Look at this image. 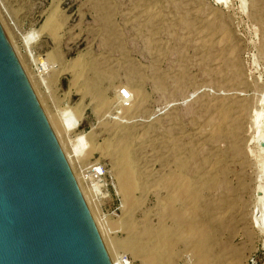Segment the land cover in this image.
<instances>
[{
    "label": "rangeland",
    "instance_id": "obj_1",
    "mask_svg": "<svg viewBox=\"0 0 264 264\" xmlns=\"http://www.w3.org/2000/svg\"><path fill=\"white\" fill-rule=\"evenodd\" d=\"M0 22L109 254L264 264V0H0Z\"/></svg>",
    "mask_w": 264,
    "mask_h": 264
},
{
    "label": "water",
    "instance_id": "obj_2",
    "mask_svg": "<svg viewBox=\"0 0 264 264\" xmlns=\"http://www.w3.org/2000/svg\"><path fill=\"white\" fill-rule=\"evenodd\" d=\"M0 264H114L1 22Z\"/></svg>",
    "mask_w": 264,
    "mask_h": 264
},
{
    "label": "built area",
    "instance_id": "obj_3",
    "mask_svg": "<svg viewBox=\"0 0 264 264\" xmlns=\"http://www.w3.org/2000/svg\"><path fill=\"white\" fill-rule=\"evenodd\" d=\"M38 65V64H37ZM37 71H40L39 69H38V66H37ZM100 171H101V168L99 169V167L97 168L95 165L93 166V167H91V169H90V171H88L87 173H89L90 174V176H91V182L92 181H95V179H98V175H101V173H100ZM81 177H82V179H84L85 181H86V179H87V176H85V175H81ZM95 185H96V183L95 184H93V183H91V188H93L92 190H94L95 189ZM119 260H120V264H137L135 261H133V260H131L129 257H127V256H121L120 258H119ZM114 264H116V263H114ZM179 264H190V263H187V262H181V263H179ZM251 264H255V262L254 261H251Z\"/></svg>",
    "mask_w": 264,
    "mask_h": 264
},
{
    "label": "bare ground",
    "instance_id": "obj_4",
    "mask_svg": "<svg viewBox=\"0 0 264 264\" xmlns=\"http://www.w3.org/2000/svg\"><path fill=\"white\" fill-rule=\"evenodd\" d=\"M14 48V47H13ZM20 61V60H19ZM23 65V64H22ZM29 77H31V76H29ZM29 79V81H30V83L32 82V80L30 79V78H28ZM32 85V84H31ZM40 98V97H39ZM49 116V115H48ZM257 119V118H256ZM256 124H257V122H256ZM263 131V130H262ZM55 132V131H54ZM59 138H61V137H59ZM62 141V140H61ZM126 157H124V159H125ZM68 161V160H67ZM124 162V161H123ZM69 163V162H68ZM73 172V171H72ZM128 173V172H127ZM74 174V173H73ZM129 174H127V176L125 175L124 176V178H123V186H124V188H125V190L126 191H128V192H130L131 190H132V187H131V182H130V184H129V177H131V176H128ZM75 176V175H74ZM128 177V178H127ZM76 178V181H77V184H78V186H79V188H80V190H81V193H82V195H83V197H84V199H85V202L87 203V205H88V207H90L89 206V200H88V198H87V195L85 194V192L83 191V189L81 188V183L79 182V178L76 176L75 177ZM124 194V193H123ZM126 194V193H125ZM134 197V196H133ZM90 210V209H89ZM92 213V216H93V218L95 219V217H94V215H93V212H91ZM98 225V224H97ZM103 227V226H102ZM109 254V253H108ZM109 256H110V258H111V260L113 261V263H116V264H120V262H118L119 261V258H114L111 254H109Z\"/></svg>",
    "mask_w": 264,
    "mask_h": 264
}]
</instances>
